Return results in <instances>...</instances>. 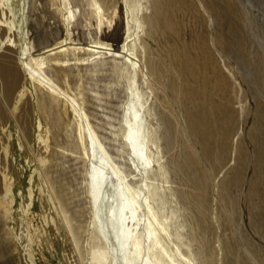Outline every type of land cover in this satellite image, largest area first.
I'll return each instance as SVG.
<instances>
[{
  "label": "bare ground",
  "instance_id": "1",
  "mask_svg": "<svg viewBox=\"0 0 264 264\" xmlns=\"http://www.w3.org/2000/svg\"><path fill=\"white\" fill-rule=\"evenodd\" d=\"M51 1L52 22L37 16L48 7L39 0H0V78L6 94L22 84L33 102L32 113L18 124L15 173L8 172L9 145L0 158V212L7 241L30 264H50L40 235L35 171L55 204L52 224L71 264H264V199L254 203L258 186L264 187L258 175L264 161V0H217L219 8L207 0H179L176 6L168 0L111 5H103L105 0ZM176 16L181 23L187 16L192 26L202 19L208 32L198 44L194 35L180 39L184 57L177 38L176 43L165 39V30L178 36ZM230 18L241 36L237 53L229 46ZM246 42L250 50L244 54ZM79 60L84 64L76 66ZM208 69L216 74V84L207 77ZM120 79L124 95L114 107L107 98ZM200 82L213 92L223 88L232 93L235 109L205 99L210 92H199L195 86ZM156 89L164 92L160 120L150 105ZM68 109L77 158L87 172L82 196L89 208L69 191L66 171L57 168L55 179L46 173L55 168L51 139L63 132ZM15 118L0 110V135L12 138L6 128ZM63 134L62 161L73 152L71 135ZM253 138L254 175L234 192L229 181H214L211 194L214 168L224 165L230 149L238 181L247 180L237 161L247 155L244 141ZM176 150L183 154L173 162L174 170L185 176L178 193L166 158ZM77 158L71 159L76 169ZM42 204L47 213L48 200ZM92 230L103 245L90 237Z\"/></svg>",
  "mask_w": 264,
  "mask_h": 264
},
{
  "label": "rangeland",
  "instance_id": "2",
  "mask_svg": "<svg viewBox=\"0 0 264 264\" xmlns=\"http://www.w3.org/2000/svg\"><path fill=\"white\" fill-rule=\"evenodd\" d=\"M39 1H41V3L48 5V7L46 9L39 10L37 12V16H39V17L42 16V18L48 17V18H50V21L52 22L53 20L51 18V16H52L51 11H54L55 5H51V3L49 2L51 0H49V1L48 0H43V1L39 0ZM116 1H118V0H105L102 4L103 5H105V4L111 5ZM185 1H190V2L195 3V0H185ZM207 2L210 4L213 2L214 5H216V7L219 8L217 0H207ZM170 4H171V6H176L179 4V0H168V5L170 6ZM151 13H152V9L149 8L148 14H151ZM178 18L180 19V16H176V20L174 22L172 21L175 24V28L177 30L178 36L174 37L172 34L169 35V32L165 30V39H169V40L174 41L176 43V38L180 42V39L183 36L187 40L188 36L191 37L194 35V37H195L194 42H196L197 44L203 40L204 41L207 40L208 32H206V30H205L204 23H203L202 19L198 22V24L192 26L190 23H187V20H188L187 16L184 20L185 22L183 21V23H181ZM18 22H19V25H21L22 22L20 19ZM236 23L237 22L235 20H232L231 18H230V21L227 23L229 26H231L230 30H232V34L230 35V40H229L230 41L229 46H230L231 52H234V53H237L238 44L240 43V42H237V40L241 37V36L237 35L236 31L234 30V28L237 30V24ZM176 44L178 45L181 56L184 57L183 55H184L185 50L182 47L181 42H180V44L178 42ZM15 49H17V47ZM239 50H240V48H239ZM247 50L249 51L250 49L248 48V45L246 42V46H244V54L247 53ZM61 51H62V49H56L54 52L60 53ZM227 54L229 55V53H227ZM241 55H242V53H241ZM45 56L47 57L48 55H45ZM237 57H239V56H237ZM233 60H234V63L237 62V59L235 57L233 58ZM76 64L77 65H83L84 62H83V60L82 61L79 60L77 63H75V65ZM80 69L82 70V67ZM69 71L76 72V68L71 67L69 69ZM240 72L243 73L242 71H240ZM206 73H207V77L211 80L212 85L216 84V74L213 73L209 69L206 70ZM244 83H246V85H247L246 88H248L249 84H247V81ZM116 84L117 85L115 86V88L109 92L108 98H107L108 102L114 107H118L120 101L123 98L124 80L120 79L117 81ZM195 88L199 92H202V93H204L205 91H206V93L210 92L207 94V97L205 96V99H208L209 101L213 102L214 104L224 103V104L228 105L229 107H231L232 109H235V106L232 103L231 98H233V101H236V99H235L234 95L232 93H230L229 91H226L223 88H221V89L216 90V91L214 90V92H213L211 89L210 90L206 89L202 82L196 84ZM249 90H248L247 94H250L251 90L250 91ZM5 92H6V88H5L3 82L0 78V110L5 112L7 116H9V114L14 113L15 117H16L15 120L13 121L12 127L10 128V125L8 124L7 128H6V131L8 129L13 131V133H12L13 136H11L12 138L5 137L4 133H1V135H0V158L2 157L1 154L3 152V148L6 147L7 145H9L10 162L8 164V172L10 173L13 171L15 173L16 168H13L14 163L12 162V158L14 156V154H13V152H14L13 151L14 150V141L16 142L17 145L21 144L20 139H19L20 134H19L18 124L22 122L23 115L25 113H27V112L32 113L33 102H31V99L29 98V96L27 94H25L24 87L22 84H20L16 88V90L10 95L6 94ZM34 92H36V95L38 94L39 97L42 99L47 98L45 94L38 93V90L36 88H34ZM163 96H164L163 90L156 89V91L154 92V94L152 96V100H151V104H150L153 112L155 113V117L158 120H160V117L163 114V111L161 108V106L163 104ZM64 108H65L64 103H62L60 100L58 102V109L61 110V114H63ZM72 121H73V115H72L70 109H68L66 121L62 126L63 132L61 134H57L56 138L54 137L51 139L52 147L54 149L55 158H56L52 162V164H53V167H55V168L53 170H49V169L46 170V173L49 174V177H52L55 179V177L57 175V168L59 169V171H61V170L66 171L68 173V177L70 179V185L68 186L69 191L71 192V194L82 199V202H83L85 208H89L87 205L88 199H86L85 196H82L83 190L84 189L86 190V187H84L86 185H84V182L82 181L83 175L87 172H84L85 166H84L82 160L77 158L78 149L76 146V141L74 140V137L72 136V132H73ZM41 127H42V130H45V128H46L44 124H42ZM234 127L236 128V130H238V128H239V122L237 120V116H235ZM64 132L67 135H71L67 139L69 140L68 142L70 144H72V145H70L69 149L70 150L73 149V152L72 153L70 152L68 154L69 157H67V159L62 161L60 150H61L62 144H64V141H65V136L63 134ZM159 133H162L163 136L166 134L164 126L160 125ZM229 143L231 144V142H229ZM163 144L165 145V143H163ZM214 144H216L215 141H214ZM255 146H256V144L254 143V138L250 139L249 142L244 141V144L242 145V147H243V149H247L246 150L247 155L243 156V158L240 161H237L238 171L242 174L243 178L247 179V180L238 181V175L236 174L237 171H233V168L235 167L236 163L234 162V160H232L234 156L232 157V149H230V151L226 157L224 165L220 169L214 168L215 179H214V175L210 179L209 191L211 192V194H213V191H215V187L213 186L214 181L216 182L219 179L221 181H229L228 183H230V186L232 187L233 192H234V189L238 186L239 182L248 183L247 177L250 174L254 175V173L256 172V170H254V169L258 167V164L255 163V157H254L255 156V149H256ZM180 148L182 149V147H180ZM20 150H21V152H23L25 154V150L23 149V147H20ZM173 152H168L166 154V158H167L168 165L170 168V178H171L173 189H175L174 191L176 193H178L179 192L178 187L182 183L185 185V176L183 173L177 172L174 170L173 162L177 161L182 156L183 151L181 152L180 150H176L174 153ZM75 158H77V161H78L77 169L74 167V165L71 162V159H75ZM260 166H261V169H260V172L258 175H259V179L264 183V161H262ZM31 167L33 168L32 164H31ZM0 168H2V166H0ZM208 168H209L208 172H212V168H210V167H208ZM88 172H90L89 168H88ZM17 176H18V174H17ZM32 177H35V188L37 191L35 200L37 202V213L39 215L40 226L42 227V231H40V235H44V237H45V240L42 242V244H43V247L45 248V250L47 252V257L49 259V263L50 264H71L69 262V259L65 256L66 248H65L64 243L62 242V238L58 237L60 232H57L55 229L56 226L52 224V221L54 220V218H52V217H53V213H54L53 208L55 207V204L50 199L47 198L48 190H45L43 188V186L41 185V182L39 181V178H38L39 176L35 171H34ZM183 179H184V181H183ZM18 180H19V177H18ZM53 187L56 188V184H53ZM3 188H4V186H3V175H2L1 169H0V189H3ZM258 189H259V196L254 201V203L257 205H261L260 199H264V187H261L259 185ZM22 195H23V192H22ZM234 195L236 197H238V200L240 199V197L238 195H236V194H234ZM45 199H47L48 203L50 204L49 205L50 210L47 213H46V211H47L46 208H44V205L42 204V200H45ZM211 205H212L211 208L213 210L216 209V204L214 202H211ZM88 213H89V210H86L85 214H88ZM184 214L186 215V211H184ZM1 216L2 215L0 212V264H30L27 255H25L24 253H20L19 250H16V247L14 246V244H11L10 242L7 241V237L5 236V224H4L3 220L1 219ZM48 217H49V219H48ZM78 225H79V223H77L75 221L73 222V226L77 227ZM90 237H92L94 239V242L98 246L103 245V241H102L101 237H99L96 230H92V232L90 233Z\"/></svg>",
  "mask_w": 264,
  "mask_h": 264
}]
</instances>
